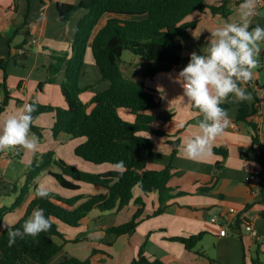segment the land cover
Masks as SVG:
<instances>
[{
  "label": "crops",
  "instance_id": "0c3cea01",
  "mask_svg": "<svg viewBox=\"0 0 264 264\" xmlns=\"http://www.w3.org/2000/svg\"><path fill=\"white\" fill-rule=\"evenodd\" d=\"M78 2L79 0H0V58L8 61L7 90L10 97L0 124L4 118L27 103L67 107L61 91L65 66L54 84L43 87L40 84L47 81L52 55L71 53L78 24L87 13L85 10H78L65 25L59 19L57 5ZM242 2L243 0H207L211 6L225 4L229 14H213L207 9L188 16L185 22L193 23L195 27L189 30V38L182 41L185 61L171 72L144 79L142 70L145 61L135 55L125 60L123 54L120 67L124 75L142 82L160 101V107L150 113L172 115L174 121L166 129L164 136H150L154 141L152 151L135 149L131 155L134 159L145 161L149 170L161 171L172 166L174 176L169 186L175 198L162 215L148 218L158 208V194L145 195L138 188L135 189L134 197L143 198L146 205L142 222L133 235L114 237V242L109 245L113 246L109 252L106 248L108 243L100 234H108V229L129 222L139 208L134 202L120 211L93 210L79 228L60 225V230L70 243L79 235L88 234L85 241L76 244L90 246L91 252L93 249L107 252L111 257L103 260V264H130L141 247H144L149 258L160 259L165 264H264V201L261 192H257L255 185L249 182L251 173L259 167V163L257 159H248L242 154L252 144V130L246 122L237 121L240 107L232 106L228 110L230 123L211 143L207 155L193 160L186 158L182 151L185 140L199 133L197 124L202 117L187 103L186 97L184 100L180 98L183 96V88L178 80L179 72L189 62L192 52L199 54L205 51L211 30L225 22L239 21V5ZM257 24L264 27V9L252 17V26ZM34 39L38 41L37 45L32 43ZM261 49L258 57L260 64L254 70L251 84L241 86L246 87L251 95V100L246 101L250 110L257 109V113L248 120L258 127L264 148V43L261 44ZM3 79L4 72L0 70V83ZM80 86L85 89L80 96L84 103L111 86L109 81L100 80V72L91 50L86 56L85 74ZM252 87L255 88V94ZM5 99L1 89L0 100ZM229 101L237 102L233 96L229 97ZM121 115L126 120H134V117L124 112ZM55 119V113H46L35 120L34 125L42 130L43 137L39 139L34 151L23 148L0 151V210L10 207L17 200L30 164L36 156L47 152H54L56 158L93 174L121 170L112 164L96 165L78 157L75 149L86 139L71 138L65 133L55 138L52 131ZM215 149H222L227 156L216 153ZM17 153L21 154L19 159L14 158ZM36 183L47 191L67 198L106 193L104 189L86 183H78L80 190L70 191L62 188L46 173ZM34 196L35 192L32 190L23 203L8 213L3 221L9 227L16 224L24 216ZM86 200L83 199L79 204ZM229 208L239 211V221L236 230L230 229L228 236L222 237L219 225L213 224L211 219ZM246 220L253 223L258 233L257 238L244 232L241 222ZM201 233H204V237L193 251H188L184 244L171 240ZM115 243H119L120 247L113 250ZM67 244H64L63 251L50 264H58L57 260L63 254L70 257Z\"/></svg>",
  "mask_w": 264,
  "mask_h": 264
},
{
  "label": "trees",
  "instance_id": "16d2710c",
  "mask_svg": "<svg viewBox=\"0 0 264 264\" xmlns=\"http://www.w3.org/2000/svg\"><path fill=\"white\" fill-rule=\"evenodd\" d=\"M207 9L213 14H229L225 4L211 6L207 0H79L77 4L57 5L59 19L65 25L78 10H85L87 13L78 24L71 53L53 54L47 81L40 84V87L54 84L65 66L61 91L67 107L34 104L36 111L32 113L31 132L42 139V130L34 122L40 115L55 113L56 119L52 128L55 138L62 133L71 138H85L86 141L75 149L78 157L96 165L112 164L121 170L93 174L56 158L54 152L36 156L28 168L17 200L10 207L0 210V221L19 207L33 190L35 196L24 216L10 227L20 228L35 208L44 210L51 227L36 237L17 238L11 247L8 246L7 230L0 232V264H50L63 251L64 244L70 243L60 230L61 224L79 228L93 210L120 211L132 202L139 206L132 219L106 232L115 238L133 235L142 222L146 207L143 198L134 197V190L137 188L145 195L158 194V208L148 218L162 215L166 211L175 198L169 186L174 176L172 166L161 171L149 170L145 161L134 159L131 154L135 149L152 151L154 141L150 136H164L166 129L174 123L173 117L151 114L150 112L160 107V101L142 82L126 77L120 65L124 52L129 51L145 61L142 70L144 79H152L180 67L185 61L182 41L189 38V30L195 27V24L186 23L185 20L193 13ZM104 19V24L100 25ZM89 50L99 69L100 80L109 81L111 86L95 95L88 103H84L80 95L85 89L81 88L80 81L85 74ZM7 66L8 61L0 58V70L4 72L0 90L2 89L6 97L5 100H0V120L10 99L7 90ZM250 84L251 81L247 85ZM253 92L255 94V88ZM221 106L227 111L232 106H239L237 121L246 122L252 130V144L242 154L248 159H257L262 169L261 194L264 201V148L258 127L248 120L257 113V109L251 111L246 101H229ZM121 112L134 117V120H126ZM214 151L227 156L222 149ZM20 157L21 154L17 153L14 158ZM45 173L53 177L62 188L70 191H78V183H86L102 188L106 193L67 198L48 191L49 196L41 199L36 195V181ZM83 199L87 200L79 204ZM86 237L87 234H81L71 242L80 243ZM203 237L204 233H201L171 240L180 242L188 251H193ZM110 257L105 251L93 249L85 260L69 257L58 264H103V260ZM130 264L165 263L160 259L149 258L144 247H141Z\"/></svg>",
  "mask_w": 264,
  "mask_h": 264
},
{
  "label": "clouds",
  "instance_id": "9594fccd",
  "mask_svg": "<svg viewBox=\"0 0 264 264\" xmlns=\"http://www.w3.org/2000/svg\"><path fill=\"white\" fill-rule=\"evenodd\" d=\"M260 0H243L239 5V21L225 22L210 31L208 45L203 53L192 52L189 62L179 72L184 100L198 111L201 119L197 127L199 133L187 138L182 145L183 155L197 159L207 155L211 143L230 123L228 111L223 108L229 97L236 101H250L246 91L253 78L254 70L259 67L258 59L261 44L264 43V27L252 26V17ZM34 104H24L14 114L8 115L0 124V151L23 148L34 151L39 137L31 133ZM38 198H47L49 193L37 187ZM51 227L50 220L42 208L33 209L20 228L9 227L0 221V230H7L8 246L16 243L17 238L36 237Z\"/></svg>",
  "mask_w": 264,
  "mask_h": 264
},
{
  "label": "built area",
  "instance_id": "2783aa9c",
  "mask_svg": "<svg viewBox=\"0 0 264 264\" xmlns=\"http://www.w3.org/2000/svg\"><path fill=\"white\" fill-rule=\"evenodd\" d=\"M264 9V0H260L258 7L256 9V14H258L261 10ZM34 45L38 44V41L34 39L32 41ZM30 104V103H27ZM246 152V150H243ZM262 169L260 167L256 168L249 177V182L255 185L257 192H261V188L263 185L262 180ZM239 211L236 208H229L226 211H223L220 216H214L211 219L213 224L219 225L220 227V236L226 237L229 234L230 229H237L238 221H239ZM241 226L245 233L250 235L253 238L258 237V233L255 230L253 223L251 221H242Z\"/></svg>",
  "mask_w": 264,
  "mask_h": 264
},
{
  "label": "rangeland",
  "instance_id": "374dc122",
  "mask_svg": "<svg viewBox=\"0 0 264 264\" xmlns=\"http://www.w3.org/2000/svg\"><path fill=\"white\" fill-rule=\"evenodd\" d=\"M133 56L134 55L131 52L126 51V52H124L123 59L128 60L129 57H133ZM61 232L63 234H65L63 231H61ZM100 236L104 239V241H107L108 244L106 245L107 246L106 248L108 249V252H109V250H111V248L113 247V246H109V245H112V243L114 242V240H115L114 236L109 235V234H105V233L100 234ZM108 236H110V239L108 238ZM119 247H120V244L119 243L118 244L115 243L113 250H115L116 248H119ZM66 249H67V251H69L70 257H79L80 259H86L91 253V247L86 245V244H76V243L75 244L74 243H70L69 244L68 243L66 245ZM61 256H62V258L57 260V263H61L62 261H64V260L69 258L65 254H63ZM29 264H32V263L29 262Z\"/></svg>",
  "mask_w": 264,
  "mask_h": 264
}]
</instances>
